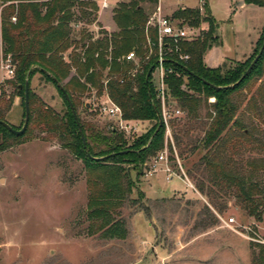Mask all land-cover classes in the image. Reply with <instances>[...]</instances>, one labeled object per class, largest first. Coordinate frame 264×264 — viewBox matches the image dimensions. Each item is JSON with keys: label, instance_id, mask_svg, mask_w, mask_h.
Instances as JSON below:
<instances>
[{"label": "rangeland", "instance_id": "obj_1", "mask_svg": "<svg viewBox=\"0 0 264 264\" xmlns=\"http://www.w3.org/2000/svg\"><path fill=\"white\" fill-rule=\"evenodd\" d=\"M101 1L96 2V22H73L71 37L79 39L81 33L88 32L98 38L103 30H115L112 9L119 0H107L108 6ZM206 1L219 38L204 54L203 63L226 70L251 62L256 56V43L260 44L264 36V6L244 0ZM157 3H142L148 20L159 5L162 15L198 5L196 0ZM154 29L146 23L145 35L150 38ZM153 35L158 43L157 32ZM174 45L181 59L184 54L177 42ZM152 52L151 49L150 55ZM2 54L0 39V114L6 123L20 128L24 122L21 97H13L8 106L1 101L2 90L7 94L13 91L5 84L11 77L1 68ZM136 60L137 57L132 61ZM107 71L108 68L103 71L104 85ZM156 76L154 69L151 80ZM29 86L35 98L33 119L25 136H0V142L4 141V148L0 147V264H252L258 245L264 243L247 237L264 239V215L260 220L245 216L233 205V199H228L222 210L214 209L197 188L203 173L195 170L203 152L199 142L214 114V97L187 89L185 83L181 85L183 91L199 100L196 107L188 111V106L183 108L180 101L172 98L179 113L173 112L170 117L164 147L149 156L147 164L129 170L133 186L127 191V181H123V196L110 200L109 214L102 220L92 209L105 187L103 170L88 168L69 147L72 136L65 124L67 107L57 87L40 72L31 78ZM96 91L91 88L74 100L75 113L85 124L91 123L100 131L117 128L124 132L128 143L153 126L154 121L128 119L130 133L121 130L117 118L98 110L108 95L105 87ZM232 101L236 106L234 118L251 137L263 141L264 73L250 78L243 89L232 95ZM237 131L233 127L232 137ZM164 149L165 160L151 169L155 156ZM243 156L264 158V149H247ZM166 166L174 172L172 179L167 178ZM230 216L236 219L238 230L242 229L239 225L249 227L243 229L247 237L223 223ZM116 220L126 229L123 239L108 234V226Z\"/></svg>", "mask_w": 264, "mask_h": 264}, {"label": "trees", "instance_id": "obj_2", "mask_svg": "<svg viewBox=\"0 0 264 264\" xmlns=\"http://www.w3.org/2000/svg\"><path fill=\"white\" fill-rule=\"evenodd\" d=\"M157 1L119 0L112 9L115 30H103L98 38L88 32L81 33L80 38L76 39L71 37L72 23L96 22L98 5L95 0H0V6L6 3L0 14L2 55L3 58L10 55L14 71V76L5 81L13 91L7 94L5 89L2 90L1 101L8 106L13 97L20 96L24 106V83H29L39 72L57 87L67 107L65 124L72 136L69 147L84 160L88 168L103 170L105 187L102 197L94 201L96 207L92 209L96 217L102 220L109 214L107 204L110 200L123 196V181H127V191L133 186L129 170L143 165L149 156L164 147V125L156 129V110L160 111V104L155 98L151 81L157 54V38L153 35L156 30L150 34L153 42L150 55L145 35L148 13L142 6L143 2L157 5ZM244 1L264 6V0ZM12 16L15 17L14 21L11 20ZM170 16L195 27L201 22L207 23V29L201 30L197 38L176 41L181 52L188 55L187 59L178 58L175 42H164L162 45L166 55L165 82L168 83L170 98L180 101L183 108L188 106V111L196 107L199 100L181 89L183 83L187 89L215 98L211 104L214 114L210 116L211 120L199 142L203 152L195 170L203 173L201 181L197 183L198 191L209 198L214 209L222 210L228 199H233V205L245 216L260 220L264 215V158L244 159L243 154L247 149H264V139L251 137L247 128L237 117L234 118L236 106L232 95L243 89L250 78L263 75L264 46L261 55L245 75L250 61L226 70L221 66L210 68L203 63V56L219 36L215 33L217 24L210 15L208 4L203 14L198 7L185 6L173 11ZM263 39L264 36L260 44L257 41L255 55L261 49ZM132 49L136 51L135 62L125 59ZM106 68L107 81L104 85L102 77ZM149 70L150 74L146 77ZM104 87L109 98L121 108L124 119L154 121L153 126L128 143L124 132L117 128L100 131L91 123L82 122L77 113V118L74 117L71 106L75 110V98L88 93L91 88L99 93ZM34 98L35 94L29 88V120L24 132L15 134L0 122L1 137L20 139L25 136L33 119ZM0 119L4 121L2 114ZM78 126L84 135L85 146ZM11 127L17 130L21 128ZM233 127L238 134L232 137L230 131ZM0 147L4 148V141L0 142ZM140 195H143L142 192ZM122 225L121 221H113L108 226V234L123 239L126 229ZM252 264H264V245H258Z\"/></svg>", "mask_w": 264, "mask_h": 264}, {"label": "built area", "instance_id": "obj_3", "mask_svg": "<svg viewBox=\"0 0 264 264\" xmlns=\"http://www.w3.org/2000/svg\"><path fill=\"white\" fill-rule=\"evenodd\" d=\"M198 3L197 7L201 14L204 12L205 5L207 4L206 0H196ZM101 4L103 6H108L107 0H102ZM196 7V8H197ZM11 19L14 21L15 17L12 16ZM152 24L156 29L159 42L157 43V51L158 55L156 56L155 61V69L157 71V76L155 79H152V83L154 86L155 98L159 101L160 104V111L159 115L162 118V124L164 125L165 133L169 132L168 130V123L170 120L171 115L174 113L178 114L179 109L173 107L172 98L169 96V89L168 83L165 82L166 77V68L164 66V59H165V51L162 49L163 41L169 39L171 41H190L198 37V33L201 30L207 29V23L201 22L198 27L189 25L186 22H182V20H178L177 18H173L170 15H162L161 14V6H157V8L153 11V13L149 16V20L147 21V26ZM196 31V32H194ZM147 44L149 46V51L152 49L153 42L150 38L147 37ZM136 52L130 51L126 54L125 59L128 61L135 60ZM188 55L184 54L181 59H187ZM1 68L4 69L7 73V77H12L14 75L13 71V64L10 55H7L6 58H2L1 60ZM100 114H106L111 117H115L119 120V127L121 130L130 133L132 126L130 125V121L123 118L121 115V108L109 98L107 95L106 99L103 103L99 105L98 108ZM166 158V149L158 153L154 160L152 161L153 164L151 165V169H155L157 163L164 161ZM147 164V161L145 162ZM167 178H171L174 172L166 166L164 168ZM223 223L232 228L235 232L239 233L240 235H244L243 229H249L248 226L239 225L242 229L238 230L237 221L233 216L228 217L226 220H223ZM263 233H264V227ZM247 237V236H246ZM249 240H254L256 242L264 243V239L255 238V237H247Z\"/></svg>", "mask_w": 264, "mask_h": 264}, {"label": "water", "instance_id": "obj_4", "mask_svg": "<svg viewBox=\"0 0 264 264\" xmlns=\"http://www.w3.org/2000/svg\"><path fill=\"white\" fill-rule=\"evenodd\" d=\"M263 46H264V39H263V41H262V45H261V47H260L261 49H260L259 52L256 54V56L252 59V61L249 63L250 65L247 67V70L245 71L244 75L247 74V72L252 68V66L254 65V63L256 62V60H257V59L259 58V56L261 55L262 50H263ZM150 71H151V70L148 71L146 77L149 76ZM244 75H242L240 78H242ZM24 86H25V87H24V101H23V102H24V123H23V126H22L20 129L17 130V129L12 128L10 124H8V123H6L5 121H2V120L0 119V122H1V123L7 128V129H10V130H11L13 133H15V134H21V133H23L24 130H25V128H26V126H27L28 120H29V118H28V116H29V102H28V95H29V88H30V86H29L28 81H25ZM71 109H72V112H73L74 117H76V113H75V110H74L73 106H71ZM156 115L158 116V125H157L156 129H159L160 126L162 125V118H161V115H159V112H158L157 110H156ZM76 118H77V117H76ZM78 131H79V133H80V135H81L82 143H83V145L85 146L84 135H83V133L81 132L79 126H78Z\"/></svg>", "mask_w": 264, "mask_h": 264}, {"label": "crops", "instance_id": "obj_5", "mask_svg": "<svg viewBox=\"0 0 264 264\" xmlns=\"http://www.w3.org/2000/svg\"><path fill=\"white\" fill-rule=\"evenodd\" d=\"M96 2H97V0H96ZM243 5H245V3H243ZM243 5H242V6H243ZM110 30H111V29H110ZM170 179H172V178H170ZM169 181H170V180H169Z\"/></svg>", "mask_w": 264, "mask_h": 264}]
</instances>
